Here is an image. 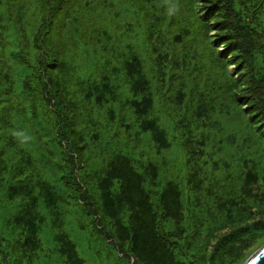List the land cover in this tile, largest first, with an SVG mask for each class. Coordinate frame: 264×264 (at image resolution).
<instances>
[{
	"label": "trees",
	"instance_id": "1",
	"mask_svg": "<svg viewBox=\"0 0 264 264\" xmlns=\"http://www.w3.org/2000/svg\"><path fill=\"white\" fill-rule=\"evenodd\" d=\"M262 241L264 0H0V264Z\"/></svg>",
	"mask_w": 264,
	"mask_h": 264
},
{
	"label": "water",
	"instance_id": "2",
	"mask_svg": "<svg viewBox=\"0 0 264 264\" xmlns=\"http://www.w3.org/2000/svg\"><path fill=\"white\" fill-rule=\"evenodd\" d=\"M244 264H264V244L256 249L246 260Z\"/></svg>",
	"mask_w": 264,
	"mask_h": 264
},
{
	"label": "rangeland",
	"instance_id": "3",
	"mask_svg": "<svg viewBox=\"0 0 264 264\" xmlns=\"http://www.w3.org/2000/svg\"><path fill=\"white\" fill-rule=\"evenodd\" d=\"M229 69L232 71V68H231V67H230ZM172 151L176 154V151H174V150H172ZM263 244H264V241L258 243V245L256 246V249H258L259 247H261ZM78 249H79L80 254L85 256V254L87 253V251L84 250V249L82 248L81 245L78 246ZM254 251H255V250H254ZM251 254H252V253H251ZM251 254H249V255H248V256L242 261V263H240V264H244V263H245V260H246Z\"/></svg>",
	"mask_w": 264,
	"mask_h": 264
},
{
	"label": "clouds",
	"instance_id": "4",
	"mask_svg": "<svg viewBox=\"0 0 264 264\" xmlns=\"http://www.w3.org/2000/svg\"><path fill=\"white\" fill-rule=\"evenodd\" d=\"M178 7H179L178 4H174L172 7H170V8L168 9V14H169V15H172L175 11L178 10ZM13 135L16 136V137H19V136H20V133H18V132H13ZM23 139L26 141V140L29 139V137H26V136H25Z\"/></svg>",
	"mask_w": 264,
	"mask_h": 264
}]
</instances>
